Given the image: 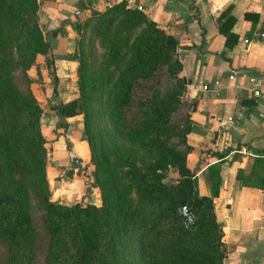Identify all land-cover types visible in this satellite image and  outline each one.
Wrapping results in <instances>:
<instances>
[{
    "label": "trees",
    "instance_id": "1",
    "mask_svg": "<svg viewBox=\"0 0 264 264\" xmlns=\"http://www.w3.org/2000/svg\"><path fill=\"white\" fill-rule=\"evenodd\" d=\"M80 8H84L82 3ZM39 24L37 0H0V240L7 242L15 258L32 246L33 193L50 237L46 264H124L125 253L115 244L114 234L122 244L123 240L136 244L142 264H224L223 230L214 213L218 185L211 197L198 193L195 172L186 164L191 120L188 117L182 125H175L170 119L187 88L179 75L181 62L171 57L177 48L172 35L140 9L128 8L126 0L75 22L79 37L82 26L91 24L107 45L111 55L108 65L121 68L109 102L118 134L151 154L142 160L133 148L120 155L102 144L88 107V90L95 84L83 77L84 60L77 57V90L59 105L58 126L67 125L66 117L82 115L92 184L100 191L101 204L67 205L50 197L47 140L41 130L43 107L14 81L15 67H31L37 53L48 54V62L53 64L50 44ZM139 25L142 29L131 42L113 43L114 33L132 31ZM100 26H105L102 33ZM163 63L169 64L174 85L165 94L155 91L142 107L127 115L123 108L129 104L132 81L152 75ZM171 137L178 139L181 149L164 145L161 138ZM169 168L177 173L173 180L167 179ZM182 205L192 215L190 224L179 212ZM104 232L111 234L113 243L103 249L100 237Z\"/></svg>",
    "mask_w": 264,
    "mask_h": 264
},
{
    "label": "crops",
    "instance_id": "2",
    "mask_svg": "<svg viewBox=\"0 0 264 264\" xmlns=\"http://www.w3.org/2000/svg\"><path fill=\"white\" fill-rule=\"evenodd\" d=\"M121 1L37 0L53 64H40L43 84L36 82L32 91L43 107L41 130L52 149L50 197L62 204H101L89 180L93 167L82 115L58 126L59 105L73 90L67 83L75 81L74 24ZM127 7L140 9L177 42L179 75L187 87L182 100L193 126L186 164L201 196L211 197L218 185L214 213L223 230L224 264H264V0H132ZM69 154L81 170L69 168Z\"/></svg>",
    "mask_w": 264,
    "mask_h": 264
},
{
    "label": "rangeland",
    "instance_id": "3",
    "mask_svg": "<svg viewBox=\"0 0 264 264\" xmlns=\"http://www.w3.org/2000/svg\"><path fill=\"white\" fill-rule=\"evenodd\" d=\"M41 28L43 36L47 40L46 31L42 25ZM104 29L105 26H100L99 33H102ZM141 29L142 25L137 26L132 29V31L123 29L120 33H114L115 37L112 41H114V44H119L121 41L129 39L131 42ZM81 33L82 35L80 37L75 33L76 39L73 55H75L77 65L79 64L78 58L82 57V60H84V70H82L83 77L89 84H95L93 89L90 88L88 90V94L91 95L88 107L94 130L96 131L102 144L107 146L110 152H117L120 155H123L124 151L133 148L137 152L138 158L148 160V155H150L151 152H149L141 144H132L124 141L116 129L114 107L109 102L112 97V87L116 77L121 71V68H115L108 65L111 55L107 52V45L102 41L98 33L91 29V24L82 26ZM171 57L174 60H179L176 50L172 52ZM48 61V54L37 53L34 64L31 65V67L27 69H24L21 65H17L15 67V70L13 71L14 81L21 91L31 92L34 95L32 90L35 83L37 82L38 84H43L39 66L41 63H44V65L46 64L48 67H52ZM168 69L169 64L163 63L155 68L152 75L148 77H141L132 81L129 104L123 108L127 115L130 116L133 112L142 107L143 103L150 99L155 91L165 94L167 89L174 85L175 80L169 76ZM76 83L77 76L75 74V81H69L67 83V87L73 86V90H68V94L66 95L67 98H71L76 92ZM188 107V103L181 100L180 104L171 114V123L175 125H182L188 118ZM61 133L64 136L66 134V130L62 128ZM161 140L167 147H174L177 149L182 148L181 143L175 137H171L168 140L161 138ZM64 145L66 148L69 147L67 150H71V145L68 141H66ZM45 146L49 164L51 163L52 149L48 144H45ZM68 164L69 168L73 166L70 159ZM166 172L168 180L176 178L175 170L169 168ZM30 213L34 235L32 246L30 244V247L24 249V253L22 255L15 258L14 251L11 250L7 242L0 240V264H46L45 259L50 243V237L44 220V212L39 205L38 198L33 193L30 197ZM114 236L115 244L119 245L121 250L125 253L124 264H142L141 257L136 251V244L134 245V243L126 242L125 240H123L122 244L119 236L117 234H114ZM100 238L101 248L109 246L113 243L111 234L107 232H104ZM71 242L72 241L69 240L67 243L71 244Z\"/></svg>",
    "mask_w": 264,
    "mask_h": 264
},
{
    "label": "built area",
    "instance_id": "4",
    "mask_svg": "<svg viewBox=\"0 0 264 264\" xmlns=\"http://www.w3.org/2000/svg\"><path fill=\"white\" fill-rule=\"evenodd\" d=\"M126 3L127 4H131L132 3V0H126ZM253 92H254V95L255 96H258L259 95V91L256 88H253ZM240 152L243 153V154L244 153H247V151H245V150H241ZM90 178H89V180H91V183H92V177H90ZM179 212L184 217L186 224H190L192 222V215L187 210L186 205L180 206Z\"/></svg>",
    "mask_w": 264,
    "mask_h": 264
},
{
    "label": "water",
    "instance_id": "5",
    "mask_svg": "<svg viewBox=\"0 0 264 264\" xmlns=\"http://www.w3.org/2000/svg\"><path fill=\"white\" fill-rule=\"evenodd\" d=\"M69 158H70V161L73 164L74 168L81 170L82 166H81L79 159L73 157L71 154H69Z\"/></svg>",
    "mask_w": 264,
    "mask_h": 264
}]
</instances>
